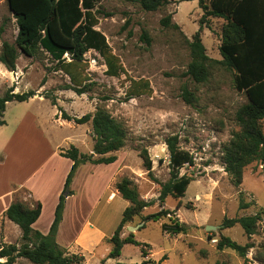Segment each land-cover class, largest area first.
Here are the masks:
<instances>
[{"label": "rangeland", "instance_id": "374dc122", "mask_svg": "<svg viewBox=\"0 0 264 264\" xmlns=\"http://www.w3.org/2000/svg\"><path fill=\"white\" fill-rule=\"evenodd\" d=\"M168 1L165 7L155 12L143 11L138 4L121 0H100L95 4L96 29L105 36L110 53L118 58L125 73L118 78L106 76L101 56L93 50L88 51L81 66L85 83L89 84L83 95L63 89L69 84L68 77L56 69L57 62L53 56L40 47L34 54L19 47L14 71H8L0 63L1 95L10 88H14L15 93L33 90L41 92L42 97L47 93L56 101L53 107L48 99V102H35L34 105L7 103V121L27 114L38 115L40 121L37 120L39 124L36 123L35 129H29L30 125L25 124L30 131L20 134L24 137H19L20 144L10 156V165L8 163L0 169L6 171L9 167L8 178L23 177L30 175L40 160L46 159L52 152H65L70 146H75L81 153L90 154L88 152H92L93 147L90 122L84 125L63 122L59 108L67 115L79 118L102 107L122 123L127 131V142L124 148L109 154L116 156L114 163L78 167L79 171L70 185L73 198L69 201L70 207L61 231L55 236L60 247L69 253L83 255V264H100L106 259L110 250L107 239L114 233L124 209L129 205L120 196L111 194L117 182L128 178L136 187L140 199L153 202L143 210L142 216L162 209L173 211V215L155 222L134 219L120 232L121 238L133 234L136 241L150 245L146 249L147 259L154 264H264L263 222L256 234L250 237L244 235L239 225L227 229L221 227L224 218L253 215L264 209L263 167L255 163L247 166L242 184L235 187L222 162L223 147L233 133L240 130L235 115L247 103L246 95L235 88L234 72L218 65L210 67L209 77L203 84H194L185 75L190 62L186 40L190 41L198 31L202 11L198 0ZM168 14L179 29L161 27V18ZM223 24L221 19L209 18L202 26L201 41L207 56L215 60H221L218 48ZM0 26L4 28L0 48L2 42L14 44L18 26L6 0H0ZM144 34L150 40L148 44L143 39ZM63 58L69 61L67 54ZM130 79L148 82L150 91L128 97L126 91ZM183 87L195 92L197 102L193 106L181 99ZM27 120L31 121L30 117ZM171 136L177 137L180 149L193 156V165H185L179 171L180 176H189L192 182L184 197H168L161 204L158 201L160 186L170 178L165 140ZM140 149H146L150 157V175L139 157ZM51 162L45 164L40 173V169L37 171L38 175L32 181L34 184H38L40 174L50 169ZM116 170L118 173L115 175ZM58 175L59 171L51 177L49 191ZM1 176L0 173V181ZM15 197V202L28 207H34L35 203L41 205L40 202H33L23 190H18ZM109 197L113 198L108 200ZM240 202L249 203L250 207L241 210ZM48 209L49 203L46 202L42 216L33 226L43 235L48 232ZM170 218H177L185 224L186 231L177 235L163 232L161 226L169 224ZM138 224L144 227L133 232L127 230V226ZM85 225L98 230L101 236L90 229L83 232L80 250L75 238ZM207 226L217 228L206 230ZM220 235L240 245L250 243L253 248L248 250L245 258L230 249L220 251L216 247ZM100 238L103 239L100 241ZM9 244L17 247L22 244L21 231L5 217H0V246ZM143 261L140 247L126 244L118 259H106L105 264H142ZM15 264L31 263L17 259Z\"/></svg>", "mask_w": 264, "mask_h": 264}, {"label": "trees", "instance_id": "16d2710c", "mask_svg": "<svg viewBox=\"0 0 264 264\" xmlns=\"http://www.w3.org/2000/svg\"><path fill=\"white\" fill-rule=\"evenodd\" d=\"M99 1L6 0L9 10L16 19L18 33L14 44L2 42L0 63L8 71H14L19 47H24L31 54H34L40 47L53 56L57 62L56 69L68 77L69 84L63 89L83 95L87 92L89 84L85 83L86 79L81 66L85 62L84 55L93 50L104 61L106 66L104 74L118 78L125 73L124 69L118 58L110 53L105 36L96 29L98 20L94 6ZM121 1L138 4L143 11L147 12L158 11L169 3L168 0ZM198 6L202 11V16L198 21V31L192 35L190 41L186 40L190 62L185 75L194 84H203L209 77L211 66L218 65L232 70L235 88L237 91L244 92L247 98V103L242 105L235 115V121L240 130L233 133L230 141L222 149L224 171L229 176L231 184L238 187L242 184L244 170L247 166L253 163L264 164V0H208L207 2L198 0ZM209 18L224 21L218 48L221 60L209 58L201 41L202 26ZM160 25L163 28L179 29V26L172 22L170 14L161 18ZM3 31V26H0V37ZM143 39L147 44L150 41L145 34ZM64 54L69 56V61L63 58ZM149 91L148 82L130 79L126 95L134 97ZM34 96L36 93L33 90L15 93L14 88L0 94V127L5 124L3 116L7 103L27 102ZM43 97L48 99L52 106H56L55 98L47 93L43 94ZM180 97L186 104L192 106L197 102L195 92L187 87L182 88ZM59 111L63 121H73L76 125L90 122L92 152L90 154L81 153L75 146H70L65 152L60 150L59 155L71 160L72 165L65 178L54 210L53 221L46 235L32 228L41 213L39 203H36L34 207H28L21 202H13L8 206L3 217L19 227L22 244L19 247L12 244L0 246V259H3L0 264H15L17 259H25L31 264H83L84 262L83 255L69 253L55 241L63 217L65 199L72 195L70 185L79 166L83 164L108 165L117 160L116 156L109 154L125 147L127 131L121 122L114 119L102 107H97L93 114H85L79 118L67 115L60 108ZM165 144L169 154L170 178L160 186L158 201L161 204L168 197L173 199L184 197L187 187L192 182L191 177L180 176L179 171L185 165H193V156L177 146L176 136L167 138ZM139 157L150 175L151 160L147 150L140 149ZM115 189L129 205L124 209L121 221L114 233L107 239L110 250L106 259H118L123 246L131 244L140 247L141 256L144 259L142 264H154L147 259L146 249H149L150 245L136 241L133 234L121 238L120 232L134 219L155 222L162 217L173 215V211L162 209L142 216L143 210L151 206L153 202L140 199L136 187L128 178L117 182ZM249 207V203L240 202L239 204L241 210ZM261 222L264 223V209L262 208L253 215L232 219L224 218L221 227L227 229L239 225L244 235L250 237L256 234ZM161 227L163 232L171 235L184 233L187 228L177 218H170V223L163 224ZM216 247L220 251L230 249L239 257L245 258L253 245L250 243L240 245L220 235ZM106 259L101 260L100 264H105Z\"/></svg>", "mask_w": 264, "mask_h": 264}, {"label": "crops", "instance_id": "0c3cea01", "mask_svg": "<svg viewBox=\"0 0 264 264\" xmlns=\"http://www.w3.org/2000/svg\"><path fill=\"white\" fill-rule=\"evenodd\" d=\"M36 94H37L36 96L29 99L27 102H23V103L34 105L35 102L40 103V104L48 102L46 99H44L42 96H40L41 92H37ZM8 104H6L5 112L7 110ZM5 112H4V116H3V120L5 121V124L0 127V168H1V166L8 165V163L10 165V159H11L10 156H12V152L20 144L19 137L23 136L20 134H23L22 132L27 133L30 131V130H28V128H26L25 124L27 126L30 125L29 129H32V128L35 129L36 123L39 124L38 121H40L39 116L36 114H30V115L27 114L25 117L20 115V116H18L19 118L16 120H14V118H13L10 121L9 120L7 121L5 118ZM29 117H30L31 121L27 120ZM10 125H11V127H10ZM58 153L52 152L50 154V156H47L46 159L40 160L36 169L34 171L30 172L31 173L30 175H24L23 177L10 176L8 178L7 173L9 174V167L7 166L8 170H6V171H3L0 169V173L2 175L1 176L2 179L0 181V217L3 218V213L8 208V206L11 203L16 201L15 200L16 192L18 190H23L29 194V196L33 202H40L41 203L40 216L37 219V221L32 225V228L38 222L40 217L42 216L43 210L45 209V203L46 202L49 203V209H48L49 214H48V222H47V230H46V231H49L50 225L53 221L54 210H55V207L57 205L59 195L62 192L64 182H65V178H66V176H67V174L71 168V165H72L71 160L60 157L58 155ZM88 153H91V151H89ZM51 159H52V162L51 161L50 162L52 164L50 166V169L48 168V170H45L42 175L40 174L38 184L37 185L34 184L32 181L35 179V177H37V175H38L37 171L40 169L39 170V173H40L41 169L43 167H45V164L47 165L48 163H50L48 161ZM90 165H94V164H90ZM99 165H101V164H99ZM95 166H97V165H95ZM261 167H263L262 169H264V164L261 165ZM57 171H59V175L56 178L54 185H53V188L50 190L51 191V193H50V191L48 190L50 187V180H51V177H54V174ZM77 171H79V169H77ZM77 171H76V173H77ZM117 173H118V171L116 170L115 175ZM75 178H76V176H75ZM111 195L112 196H114V195L120 196L119 193L116 191V189L112 192ZM72 198H73V194L71 196L66 197V199H65L63 217H62V221L58 227L56 237L60 233L62 225L65 222L66 211L70 207L69 201H71ZM110 199H111V197H109L108 200H110ZM88 229L94 230L96 233H98L101 236V234L98 230L94 229L93 227H87L85 225L83 227V229L77 234V236L75 238V243L77 244V247L80 250H81V248L79 245H80V241H81L82 236H83V232H86ZM102 239L103 238H100V241Z\"/></svg>", "mask_w": 264, "mask_h": 264}, {"label": "water", "instance_id": "95a60500", "mask_svg": "<svg viewBox=\"0 0 264 264\" xmlns=\"http://www.w3.org/2000/svg\"><path fill=\"white\" fill-rule=\"evenodd\" d=\"M142 225L143 224H138V225H135V226H128L127 230L130 231V232L137 231V230H139L140 227H142ZM216 228L217 227L207 226L206 230H216Z\"/></svg>", "mask_w": 264, "mask_h": 264}, {"label": "built area", "instance_id": "2783aa9c", "mask_svg": "<svg viewBox=\"0 0 264 264\" xmlns=\"http://www.w3.org/2000/svg\"><path fill=\"white\" fill-rule=\"evenodd\" d=\"M112 198V197H111ZM213 243H216V240H212Z\"/></svg>", "mask_w": 264, "mask_h": 264}]
</instances>
